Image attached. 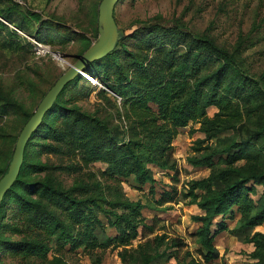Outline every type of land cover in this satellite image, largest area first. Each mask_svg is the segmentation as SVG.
<instances>
[{"label":"trees","instance_id":"16d2710c","mask_svg":"<svg viewBox=\"0 0 264 264\" xmlns=\"http://www.w3.org/2000/svg\"><path fill=\"white\" fill-rule=\"evenodd\" d=\"M99 3L81 7L89 28L81 25L73 34L50 19L40 22L36 12H22L13 0H0V52L16 53L26 43L9 24L39 43L54 38V28L59 44L76 41L79 58L97 38ZM34 21L40 22L36 29ZM118 30L114 50L84 71L103 84L95 97L104 105L89 111L76 103L87 81L77 76L27 142L19 175L0 204V255L68 264L63 253L81 250L91 264H101L103 252L116 249L122 264H210L220 258L216 237L229 232L252 245L246 264H264V233L255 230L264 224V68L253 71L248 64L250 37L239 33L233 43L222 42L208 29L189 27L181 16L169 22L154 16L126 33ZM54 71L48 62L20 77L30 107L16 87L0 81V178L20 130L56 81L50 82ZM210 108L216 109L212 116ZM189 124L198 125L191 133L203 138L194 141L187 163L209 171L179 193L199 211L190 217L197 225L198 259L190 251L180 256L183 239L167 233L149 237L155 220L147 224L144 205L128 200L120 187L121 180L132 178L155 193L150 166L178 181L173 142ZM95 164L104 169L90 170ZM61 175L72 176L71 183L65 185ZM176 194L175 188L162 191L157 204L173 202ZM227 220L235 222L232 229ZM105 224L113 236L106 235Z\"/></svg>","mask_w":264,"mask_h":264},{"label":"rangeland","instance_id":"374dc122","mask_svg":"<svg viewBox=\"0 0 264 264\" xmlns=\"http://www.w3.org/2000/svg\"><path fill=\"white\" fill-rule=\"evenodd\" d=\"M90 1L13 0L22 12H36L41 16L40 22L50 19L53 23H59L61 29H68L73 34L80 31L78 27L81 25L89 28L88 18L82 12L80 13V9L83 5L87 7ZM154 16H161L166 22L180 16L184 17L189 27L198 31L208 29L216 36L218 35L220 41L227 43H233L239 33L248 34L250 37L249 43L252 47L248 52L250 53L248 64L253 71H260L264 68V0H122L114 8L117 26L125 33L136 23L149 21ZM27 17L30 20L28 15ZM40 22L34 21L33 29L38 28ZM55 32L53 28L52 36L54 38L47 39L46 43H40L43 48L37 50L32 45V41H36L34 37H30L21 31L20 33L17 32L25 38L24 42L28 46L22 42L23 50L13 54L0 52V81L6 87H16L19 99L28 107L31 106V100L27 97V93L22 90L20 84L18 85L20 77L32 75L33 71L37 69L41 71L46 63L51 62L55 65V71L50 82H54L69 68V65H72L78 59L75 55L78 49L76 41L69 39L65 44H59L57 39L60 37V33ZM55 54L57 55L55 56ZM59 56L63 58V61L58 58ZM86 76L89 78V75L86 74ZM102 88H104L103 84L99 83L97 79L94 82L87 80L79 88L83 95L78 97L76 103L89 111H93L97 105H104L95 97L96 92ZM84 93L90 95L84 97ZM108 95L110 96V94ZM215 112V108L208 109L209 116H212ZM197 127L198 125L189 124L187 127L180 129L173 142L174 157L180 171L178 181H172L169 175L150 166L155 179V193L150 192L149 185L140 187L135 184L132 178L120 182L122 193L128 200L138 201L144 205L142 215L146 223L151 224L155 220V232L149 237H153L155 234L167 233L170 237L183 239L186 246L181 250L180 256L184 255L185 251H190L196 259H198L199 245L196 243L193 234L197 225L190 217L198 214L199 211L196 206L187 204V200L182 199L179 193L183 191V185L187 181L205 178L209 173L205 168H193L187 163V157L194 155L192 151L194 141L203 138V135L199 132L191 133ZM45 159L54 164L65 162L64 158L55 156H43V160ZM99 169H104V165L95 164L90 168L92 171ZM60 180L65 185H69L72 176L61 175ZM173 188L177 190L174 201L158 205L157 201L160 199V193L162 191L173 193ZM256 189L259 195L262 188L257 187ZM102 221L105 223L103 218ZM227 224L229 229H232L235 222L227 220ZM259 229L264 233V224ZM105 233L108 236H113L115 231L105 224ZM138 242L139 240L134 241L133 246H136ZM215 246L220 253V258L210 264L249 263L247 254L252 250V246L244 243L242 237L237 238L229 232H222L216 237ZM117 253L118 250L116 249H108L103 252L101 264H122ZM63 257L68 264H91L89 256L81 250L74 253H63ZM0 264L45 263L34 258L25 260L17 254L4 253L0 255ZM159 264H175V262L173 260L169 262L162 261ZM199 264L204 263L200 262Z\"/></svg>","mask_w":264,"mask_h":264},{"label":"water","instance_id":"95a60500","mask_svg":"<svg viewBox=\"0 0 264 264\" xmlns=\"http://www.w3.org/2000/svg\"><path fill=\"white\" fill-rule=\"evenodd\" d=\"M118 2L119 0H100L97 13V38L91 46L56 79L20 130L7 172L0 178V204L4 195L19 175L27 142L31 135L38 129L43 117L52 107L63 88L77 76H82L91 81L84 73L85 68L94 61L101 60L114 50L117 42L121 38V33L118 30L114 18V8ZM56 55L57 54H55V56ZM58 58L63 61L61 56Z\"/></svg>","mask_w":264,"mask_h":264},{"label":"built area","instance_id":"2783aa9c","mask_svg":"<svg viewBox=\"0 0 264 264\" xmlns=\"http://www.w3.org/2000/svg\"><path fill=\"white\" fill-rule=\"evenodd\" d=\"M2 21V20H1ZM4 22V21H3ZM5 24H7L6 22H4ZM10 28H12L13 30H15L16 32H18V33H20V31L19 30H17L16 28H14V27H12L11 25H9V24H7ZM32 45L34 46V49H41V48H43L42 46H41V44L40 43H37L36 41H32ZM89 79L91 80V82H94L95 81V79H93V78H91L90 76H89Z\"/></svg>","mask_w":264,"mask_h":264},{"label":"crops","instance_id":"0c3cea01","mask_svg":"<svg viewBox=\"0 0 264 264\" xmlns=\"http://www.w3.org/2000/svg\"><path fill=\"white\" fill-rule=\"evenodd\" d=\"M261 226H262V225H261ZM259 228H260V226H259V227H257V228H255V230H256V231H260V229H259ZM261 232H262V231H261ZM249 245H250V244H249ZM251 246H252V245H251ZM251 251H252V250H251ZM251 251H249V252H251Z\"/></svg>","mask_w":264,"mask_h":264}]
</instances>
